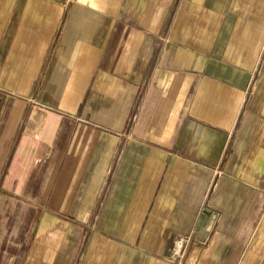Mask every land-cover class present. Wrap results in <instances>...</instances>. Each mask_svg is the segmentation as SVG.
<instances>
[{
	"label": "crops",
	"instance_id": "1",
	"mask_svg": "<svg viewBox=\"0 0 264 264\" xmlns=\"http://www.w3.org/2000/svg\"><path fill=\"white\" fill-rule=\"evenodd\" d=\"M263 48L264 0H0V264H264Z\"/></svg>",
	"mask_w": 264,
	"mask_h": 264
},
{
	"label": "built area",
	"instance_id": "2",
	"mask_svg": "<svg viewBox=\"0 0 264 264\" xmlns=\"http://www.w3.org/2000/svg\"><path fill=\"white\" fill-rule=\"evenodd\" d=\"M262 55L264 57V48H263ZM191 242H192L191 235L177 237L175 244L172 248V257L175 260H177L179 263L184 261V259L187 256L188 248H189Z\"/></svg>",
	"mask_w": 264,
	"mask_h": 264
},
{
	"label": "rangeland",
	"instance_id": "3",
	"mask_svg": "<svg viewBox=\"0 0 264 264\" xmlns=\"http://www.w3.org/2000/svg\"><path fill=\"white\" fill-rule=\"evenodd\" d=\"M175 241H176V239L173 241V246H174V244H175ZM191 245V244H190ZM190 247V246H189ZM189 249V248H188Z\"/></svg>",
	"mask_w": 264,
	"mask_h": 264
}]
</instances>
